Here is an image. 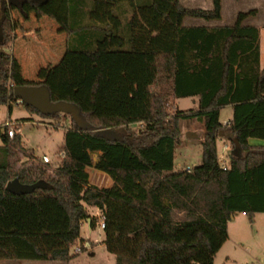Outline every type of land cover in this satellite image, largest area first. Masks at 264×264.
Segmentation results:
<instances>
[{"label": "trees", "instance_id": "1", "mask_svg": "<svg viewBox=\"0 0 264 264\" xmlns=\"http://www.w3.org/2000/svg\"><path fill=\"white\" fill-rule=\"evenodd\" d=\"M51 1L0 0L6 18L5 40L0 46V106L10 111L17 103L15 87L50 89L48 83L22 82L16 59L4 50L13 41L12 9L23 13L27 5L38 18L55 19L43 9ZM67 8L68 55L90 60L142 56V108L135 121L141 127L135 132L130 127L133 121L98 113L101 73L91 86L90 109H83L78 101H67L81 109L83 125L72 119L61 164L53 175L47 176L50 164L24 151L20 134L11 140L7 128L0 127V260H71L77 245L86 249L83 223L91 220L92 230L96 227L92 209L106 216L105 232L110 235L109 206L116 201L134 210L140 221L137 234L143 233L136 257L118 253L116 264H214L228 240L229 222L238 214L251 220L264 214L260 29L244 24L257 10L240 13L231 26L186 27L187 18L220 21L221 0H214L212 10L188 9L181 0H67ZM186 98L198 99V107L176 110L174 102ZM135 99L134 90L125 92L126 102ZM229 106L233 119L223 124L220 114ZM27 107L43 118L58 120L62 115H44ZM193 120L203 125L202 163L176 170L181 122ZM222 132L231 136L227 169L218 157ZM251 139L263 144L251 145ZM19 150L28 161L17 167ZM95 153L99 154L96 163ZM88 167L101 169L97 171L111 177L115 186L112 181L110 187H103L107 192L95 187ZM16 179L23 185L42 183L44 187L15 195L6 187ZM128 216L112 233L117 246L126 240L136 242L134 237L122 239Z\"/></svg>", "mask_w": 264, "mask_h": 264}, {"label": "rangeland", "instance_id": "2", "mask_svg": "<svg viewBox=\"0 0 264 264\" xmlns=\"http://www.w3.org/2000/svg\"><path fill=\"white\" fill-rule=\"evenodd\" d=\"M214 0H181V4L188 9L212 10ZM222 19L220 21H204L201 19L187 18L186 27L201 26H231L237 22L240 13H246L251 10L259 9L258 17H249L244 24L261 27L260 29V49H261V67L264 68V0H221ZM43 9L51 14L55 19L49 17L38 18L29 6L24 7V12L18 9H12L14 32L10 33L12 42L6 47L8 53L16 59L22 72V80L25 83L37 85L36 79L39 76L40 68H27V59L31 56L46 57L44 52L45 44H50L55 53L61 60V70H45V77L42 81L47 80L50 83L52 100L54 102L66 101L71 98L76 99L83 109H90L91 103V86L99 73H101L100 89L97 94L99 105L98 113L106 115H120L133 121L131 129L135 132L141 127L140 123L135 122L141 115L142 108V70L139 58H130L126 56H117L114 59L104 56L99 60H90L82 55L67 54V32L65 25L68 19L67 0H52ZM0 16L2 11L0 10ZM36 32V36H35ZM53 42L56 44L53 45ZM40 49V50H39ZM46 51V50H45ZM30 52V53H29ZM40 54V55H39ZM142 57V56H140ZM131 59H134L132 61ZM142 59V58H141ZM130 73V74H129ZM130 77L129 80L126 79ZM33 79V80H32ZM129 82V84L127 83ZM42 84V83H41ZM108 84V85H107ZM106 86H109L105 89ZM63 91V93H60ZM104 90V91H103ZM134 90L136 99L132 102L124 100L125 92ZM60 93V95H58ZM62 97V98H59ZM193 98L179 99L175 101V108L178 111H190L198 107V102ZM233 114L231 106L222 110L221 119L224 122ZM8 122L19 123V134L22 137L23 149L28 154L34 153L35 156L42 159L44 155L51 158V164L47 170V176L53 175L55 169L61 164V153L65 148L66 131L71 125L72 119L62 114L57 119L43 118L37 113L30 110L29 107L20 104H13L10 111L8 106H0V127L4 130V125ZM182 144L176 151V169L185 170L199 166L203 159V148L201 140L204 135L203 125L197 120L182 121ZM191 131L199 135L200 140L187 139L183 132ZM231 136L221 133L218 139V157L222 167H229L231 154ZM184 145V146H183ZM187 145V146H186ZM189 145V146H188ZM3 143L0 139V148ZM23 151V150H22ZM18 151L16 160L19 161L17 167L28 161V156ZM13 162L15 160L13 159ZM32 163H36L32 161ZM92 177L95 187L101 190L109 191L103 187H110L112 180L103 172L97 170H88ZM110 214L112 219L110 235L101 230L96 223V227L88 232L87 227L83 229V236L87 238L91 247H87V241L83 248L77 245L72 249L71 255L74 257L69 261H9L0 260V264H116V256L122 253L129 258H135L138 253V246L142 240L143 233L140 231V221L138 215L132 212V208L122 203L112 201L110 203ZM130 211V212H129ZM134 211V210H133ZM92 212V210H91ZM125 212V213H124ZM126 214H129V225L124 224L123 235L133 238L136 242H127L117 246L112 243L113 231ZM143 215V214H142ZM121 221V222H120ZM230 226L231 235L236 237L241 243V247L226 245L220 252L214 264H264V214L257 216L255 224L251 223L249 218L239 216ZM98 222V221H97ZM124 233V234H125ZM82 249L78 252L76 249ZM248 249V252H245ZM231 254L229 261L225 260L227 254Z\"/></svg>", "mask_w": 264, "mask_h": 264}, {"label": "water", "instance_id": "3", "mask_svg": "<svg viewBox=\"0 0 264 264\" xmlns=\"http://www.w3.org/2000/svg\"><path fill=\"white\" fill-rule=\"evenodd\" d=\"M5 16H0V46L4 44V22ZM0 52H3L1 49ZM14 98L17 102H21L23 105L31 106L38 112L44 115L64 114L69 116L79 125H83L81 118V109L74 103L67 101L54 102L52 100L51 91L47 86H20L14 88ZM188 138H197L196 135L188 134ZM237 148L239 143L234 141ZM44 187V184L38 183L33 186L23 185L17 179L7 184L6 190L9 193L15 195L29 194L38 188ZM91 223V220H89Z\"/></svg>", "mask_w": 264, "mask_h": 264}, {"label": "crops", "instance_id": "4", "mask_svg": "<svg viewBox=\"0 0 264 264\" xmlns=\"http://www.w3.org/2000/svg\"><path fill=\"white\" fill-rule=\"evenodd\" d=\"M256 10H257V15H256V17H258V15H259V9L258 8H256ZM252 26V25H251ZM257 27V26H256ZM257 28H259V29H261V27H257ZM35 36H36V32H35ZM54 44H56V42H53V45ZM45 50H44V52H45V54L44 55H46V57H39V56H31V54H33L32 53V50H30L31 51V54H30V57L27 59V63H26V67L27 68H30V67H32V68H40V73H39V76H37L38 77V79H36V81H38L37 82V84H41V83H43V82H47V80H45V81H42L41 80V78L43 77H45V70L47 69V70H61L62 69V63H61V60H60V58L58 57V54H56L55 53V49H53L52 47H51V45L50 44H45V46L43 47ZM40 50V49H39ZM30 53V52H29ZM40 55V54H39ZM126 57H128V56H126ZM139 58V60H140V62H141V64H140V67H141V70L143 69V58L142 57H140V56H130V57H128V60H130V58ZM142 58V59H141ZM132 61H134V59H131ZM30 66V67H29ZM130 74V73H129ZM47 75V74H46ZM22 76V75H21ZM129 76H128V78H126V79H128L129 80ZM20 80L23 82V80H22V78H20ZM33 80V79H32ZM128 84H129V82H127ZM48 84L50 85V83L48 82ZM108 85V84H107ZM107 87H109V86H106L105 87V89L104 90H106V88ZM103 90V91H104ZM58 91L60 92V93H63V91H60V88L58 89ZM124 92H125V90H124ZM60 93L58 94V95H60ZM59 98H62V97H59ZM74 100H76V99H73V98H71L70 100H66V101H74ZM195 100L198 102V99H196L195 98ZM177 102V104H178V102H179V100H177L176 101ZM196 102V103H197ZM233 109V108H232ZM221 114H222V111H221ZM221 114H220V121L223 123V124H228L229 122H231L232 121V119H233V114L229 117V118H227V120H225L224 122L222 121V119H221ZM190 135V134H192V135H196L197 136V138H188L187 137V135ZM183 135L189 140V139H193V140H200V137H199V135H197L196 133H194V132H191V131H186V132H183ZM249 143L251 144V145H261V144H263V142L262 141H260V140H255V139H251V140H249ZM184 146V145H183ZM187 146V145H186ZM189 146V145H188ZM217 147H218V141H217ZM98 156H99V154L98 153H95V154H93V159H94V162L96 163L97 162V160H98ZM177 161V160H176ZM176 165H177V162H176ZM101 170V169H97V168H95V167H88L87 169H86V172L88 173V171L87 170ZM177 170V169H176ZM105 171V170H104ZM111 178V177H110ZM112 180V179H111ZM113 181V180H112ZM113 183H114V181H113ZM114 186H115V183H114ZM98 209H92V212H91V215H92V217L94 218V216H95V214L96 213H98ZM260 214H256L255 216H254V218L251 220L248 216H246L245 214H238L237 216H235L230 222H229V224H228V240L226 241V243L224 244V246L222 247V249L220 250V252H222L223 250H224V248L226 247V245L228 244V243H230L232 246H235V247H241V243L242 242H240L236 237H233L232 235H231V230H230V226L232 225V224H234V220L235 219H237L239 216H242V217H245V218H249V220H250V222L251 223H254L255 224V221H256V218H257V216H259ZM98 221V220H97ZM87 227V229H88V232L91 234V231H92V228H91V223H90V221H86V222H84L83 223V225H82V238L85 240V241H88V239L87 238H84V236H83V229H84V227ZM90 229H91V231H90ZM87 245L89 246V247H91L90 246V244H88L87 243ZM248 249H245V252H248L247 251ZM219 252V253H220ZM218 253V254H219ZM217 254V255H218ZM217 257V256H216ZM216 257H215V260H216ZM231 259V254H229L228 252H227V254H226V256H225V260L226 261H229Z\"/></svg>", "mask_w": 264, "mask_h": 264}, {"label": "built area", "instance_id": "5", "mask_svg": "<svg viewBox=\"0 0 264 264\" xmlns=\"http://www.w3.org/2000/svg\"><path fill=\"white\" fill-rule=\"evenodd\" d=\"M16 104H20V105H23L21 102H17ZM20 126L19 123H12V122H8L4 125V128H7V135L8 137L12 140L14 139L19 133V129L18 127ZM43 161L45 164H51V158L47 155H44L42 157ZM224 169H227L226 167H223ZM189 170V168L187 169ZM95 219L98 220L97 222V226L101 229V230H105L106 229V216L103 214L102 211H98V213L95 214L94 216ZM78 252L76 253H79L81 252V249H76Z\"/></svg>", "mask_w": 264, "mask_h": 264}]
</instances>
